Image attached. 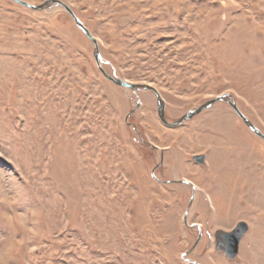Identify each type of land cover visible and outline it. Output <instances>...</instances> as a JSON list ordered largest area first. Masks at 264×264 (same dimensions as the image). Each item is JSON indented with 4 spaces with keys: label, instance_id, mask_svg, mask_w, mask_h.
Here are the masks:
<instances>
[{
    "label": "rangeland",
    "instance_id": "obj_1",
    "mask_svg": "<svg viewBox=\"0 0 264 264\" xmlns=\"http://www.w3.org/2000/svg\"><path fill=\"white\" fill-rule=\"evenodd\" d=\"M60 1L169 124L230 94L264 134V0ZM157 106L61 7L0 0L5 264H264V140L223 101L172 128Z\"/></svg>",
    "mask_w": 264,
    "mask_h": 264
},
{
    "label": "water",
    "instance_id": "obj_2",
    "mask_svg": "<svg viewBox=\"0 0 264 264\" xmlns=\"http://www.w3.org/2000/svg\"><path fill=\"white\" fill-rule=\"evenodd\" d=\"M11 1H13L14 3H16V4H18L24 8L30 9L32 11H42L44 9L49 8L50 6L61 7L73 19L75 26L87 37V39H89L93 43V45H94V60L98 66V69L100 70L102 75L105 77V79H107L108 81H110L114 85H116L118 87L125 88L127 90L129 89L131 91H135L138 89V90L152 91L155 94V96L157 98V102H158L157 115H158L160 121L164 125H166L167 127L172 128V127L178 126V125L182 124L184 121L190 120L194 116L201 113L202 111L210 108L212 105H214L220 101H223V102H226L232 108V110L236 113V115L241 119V121L247 126V128L254 135H256L260 139L264 140V134L258 128H256L242 114V112L239 110L236 102L234 101V99L232 98V96L230 94H222V95H220V96H218L212 100H209L206 103L202 104L201 106L197 107L196 109L185 113L176 122L169 124L166 121L165 116H164V104L161 100V97H160L158 91L155 88L151 87L150 85H136V84L128 83L127 81H124L118 77L107 75L103 71V69L100 67V64H99V53H98V48H97V43H96L95 38L91 35V33L83 25V23L76 17L74 12L72 11V9L68 5H66L64 2H62L60 0H46L41 5H32V4H29L23 0H11ZM193 160L199 164L204 163V157L201 155L193 157ZM152 176L154 177V174H152ZM182 182L185 184H190L188 181H182ZM184 224H186L185 217H184ZM247 231H248V225L244 222H239L231 231H229L227 233H219V238L215 241L216 250H221L223 252V254L226 256V258H228L230 260L234 259L238 254L240 240L242 239V237L244 236V234Z\"/></svg>",
    "mask_w": 264,
    "mask_h": 264
},
{
    "label": "clouds",
    "instance_id": "obj_3",
    "mask_svg": "<svg viewBox=\"0 0 264 264\" xmlns=\"http://www.w3.org/2000/svg\"><path fill=\"white\" fill-rule=\"evenodd\" d=\"M14 247L15 245H9L8 248L2 254H0V264H5L4 257H6L11 251H13Z\"/></svg>",
    "mask_w": 264,
    "mask_h": 264
}]
</instances>
